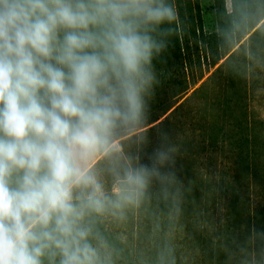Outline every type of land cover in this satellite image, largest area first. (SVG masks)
Wrapping results in <instances>:
<instances>
[{
    "label": "clouds",
    "instance_id": "obj_1",
    "mask_svg": "<svg viewBox=\"0 0 264 264\" xmlns=\"http://www.w3.org/2000/svg\"><path fill=\"white\" fill-rule=\"evenodd\" d=\"M176 19L171 0H0V264H118L100 224L174 195L169 134L146 155L139 130Z\"/></svg>",
    "mask_w": 264,
    "mask_h": 264
},
{
    "label": "rangeland",
    "instance_id": "obj_2",
    "mask_svg": "<svg viewBox=\"0 0 264 264\" xmlns=\"http://www.w3.org/2000/svg\"><path fill=\"white\" fill-rule=\"evenodd\" d=\"M248 1L249 19L234 27L217 52L203 50L191 34H199L197 23L181 41L186 63L175 72H157L160 83L145 126L160 120L139 131L168 123L145 135L151 141L145 153L167 132L177 183L168 199L156 190V197L129 209L123 220L100 224L122 250L118 264H155L165 245L174 264H264V0ZM171 2L175 10L201 11L205 31L219 30L214 0ZM226 8L231 11L230 0ZM208 154L216 165L206 161ZM215 169L223 172L215 187L206 182V194L193 196Z\"/></svg>",
    "mask_w": 264,
    "mask_h": 264
},
{
    "label": "trees",
    "instance_id": "obj_3",
    "mask_svg": "<svg viewBox=\"0 0 264 264\" xmlns=\"http://www.w3.org/2000/svg\"><path fill=\"white\" fill-rule=\"evenodd\" d=\"M226 1L227 0H214L215 6L213 8L217 10L216 13L219 16V30L213 33L204 30L202 26L203 15L201 11L196 15L193 13L192 9H184V7L176 10L177 19L173 25L172 34L168 37L167 49L162 53V59L155 61L157 72H175L183 65V63H186L188 55L186 54V48L181 41L186 40V34H188L191 25H197V23L201 24L199 34H197L198 31H193L191 34L200 40L199 42H202L203 50H206V47L208 46L214 48L215 52H217L219 48L218 46L225 44L226 41L230 39L234 32V27L246 23L249 19L246 6L251 4L250 1L230 0L232 8L230 12H227ZM169 109L171 108H168V110ZM174 112L175 111H173L171 115L174 114ZM159 120L160 118H157L145 127L157 123ZM165 125H168V123L160 122L148 130H145L143 134L148 135ZM206 161L213 165L217 164V158L212 154L207 155ZM206 175L208 177L209 174ZM212 175L211 178L203 180L202 186L199 185L193 189V196L202 198L207 190L206 187H204V183L213 182L212 186L215 187L219 182L218 178L223 177V172L222 170L215 169ZM151 196L153 198L157 196L156 189H153Z\"/></svg>",
    "mask_w": 264,
    "mask_h": 264
}]
</instances>
